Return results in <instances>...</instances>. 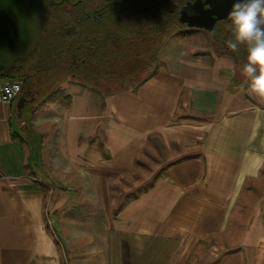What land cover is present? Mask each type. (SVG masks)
<instances>
[{
  "label": "crops",
  "instance_id": "1",
  "mask_svg": "<svg viewBox=\"0 0 264 264\" xmlns=\"http://www.w3.org/2000/svg\"><path fill=\"white\" fill-rule=\"evenodd\" d=\"M244 64L190 34L107 101L79 83L0 103V264H264V98ZM30 152H58V171L71 152L93 196L39 177Z\"/></svg>",
  "mask_w": 264,
  "mask_h": 264
},
{
  "label": "flooded vegetation",
  "instance_id": "2",
  "mask_svg": "<svg viewBox=\"0 0 264 264\" xmlns=\"http://www.w3.org/2000/svg\"><path fill=\"white\" fill-rule=\"evenodd\" d=\"M233 3L234 0H51L39 43L88 44L96 41L100 28H164L170 32L166 42L171 38L198 34L200 40L247 63L245 45H240L237 52L226 45V41L233 38L229 19ZM62 61L66 66V53ZM23 63L18 61L7 76L21 81V97L32 87L16 77ZM102 81L113 82L100 80L95 84L97 89Z\"/></svg>",
  "mask_w": 264,
  "mask_h": 264
},
{
  "label": "trees",
  "instance_id": "3",
  "mask_svg": "<svg viewBox=\"0 0 264 264\" xmlns=\"http://www.w3.org/2000/svg\"><path fill=\"white\" fill-rule=\"evenodd\" d=\"M169 35L164 28H100L96 41L88 44L41 41L25 63L19 61L23 65L16 77L37 89L40 96L61 80L95 89V84L104 79L112 80L118 89L138 86L153 74L159 49ZM64 53L66 66L62 65ZM0 75L7 77L3 72Z\"/></svg>",
  "mask_w": 264,
  "mask_h": 264
},
{
  "label": "water",
  "instance_id": "4",
  "mask_svg": "<svg viewBox=\"0 0 264 264\" xmlns=\"http://www.w3.org/2000/svg\"><path fill=\"white\" fill-rule=\"evenodd\" d=\"M51 0H0V73L5 76L36 50Z\"/></svg>",
  "mask_w": 264,
  "mask_h": 264
},
{
  "label": "rangeland",
  "instance_id": "5",
  "mask_svg": "<svg viewBox=\"0 0 264 264\" xmlns=\"http://www.w3.org/2000/svg\"><path fill=\"white\" fill-rule=\"evenodd\" d=\"M196 37H198V34H195ZM151 69V68H150ZM155 70V68H154ZM18 83L19 81L16 80ZM74 81L70 80H61L58 83H56V86H51L46 92L42 93L41 96L33 93L30 91V94L34 96V105L40 102V106H44V104H47L51 98L55 97L56 99L60 98L58 93L64 86H71V88H77L79 83H73ZM135 87V86H133ZM119 87L109 81H102L99 86H98V91H99V96H100V101H107L110 99L111 92H107L106 90H116ZM54 92V93H53ZM56 93V96H54ZM59 100V99H58ZM55 101V100H54ZM14 128L19 131V128L14 124ZM57 129H59V125H57ZM20 132V131H19ZM27 133V132H26ZM33 154V156L30 157L29 163L31 167H36L37 163V174L39 177L44 176V172L46 173L47 177L44 176L45 179L49 180L52 185L57 184L59 186L63 187H68L71 192L70 194L74 193V186H77L78 189V197L84 198L86 202L88 201L89 197L93 196L89 192L92 191L91 189L88 188H83L85 186L84 181H79V176L78 173L76 174L72 168H74V161H73V154L71 152H66L67 156L62 157V167L61 170L58 171L59 169V158H58V152H30V155ZM72 154V156H71ZM153 159V158H152ZM151 158H147V160L152 161ZM146 176H149V174H146ZM88 178V177H87ZM133 179V178H132ZM83 184V186H82ZM81 185V186H80ZM79 186V187H78ZM99 200V198H98ZM97 200V201H98ZM99 204V205H98ZM102 205L100 200L98 203H93L91 205H84V214H94L97 215V212H102ZM51 219V218H50ZM51 224H53L54 220L53 218L50 220ZM86 227L90 229H96L97 222L96 221H87ZM100 223V222H99ZM55 224V223H54ZM55 228V226L53 225ZM65 251V249H64ZM66 254V253H65ZM66 256H68L71 260V255L68 253ZM94 256V262H97L98 264H103L102 263V254L98 253L93 255ZM69 262V261H68ZM67 262V263H68ZM71 264L72 260L70 261ZM70 264V263H68Z\"/></svg>",
  "mask_w": 264,
  "mask_h": 264
},
{
  "label": "clouds",
  "instance_id": "6",
  "mask_svg": "<svg viewBox=\"0 0 264 264\" xmlns=\"http://www.w3.org/2000/svg\"><path fill=\"white\" fill-rule=\"evenodd\" d=\"M229 19L233 38L226 45L233 52L239 51L240 45L246 46L247 63L241 75L250 92L264 98V0H234Z\"/></svg>",
  "mask_w": 264,
  "mask_h": 264
},
{
  "label": "built area",
  "instance_id": "7",
  "mask_svg": "<svg viewBox=\"0 0 264 264\" xmlns=\"http://www.w3.org/2000/svg\"><path fill=\"white\" fill-rule=\"evenodd\" d=\"M19 81V80H17ZM21 93V81L6 79L0 85V103H10L18 98Z\"/></svg>",
  "mask_w": 264,
  "mask_h": 264
}]
</instances>
